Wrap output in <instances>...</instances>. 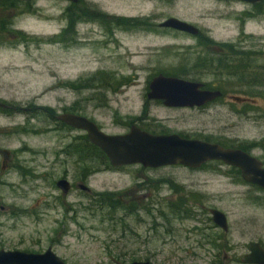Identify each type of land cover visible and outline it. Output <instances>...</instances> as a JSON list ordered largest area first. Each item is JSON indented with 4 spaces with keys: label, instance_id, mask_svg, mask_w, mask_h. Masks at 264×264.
<instances>
[{
    "label": "rangeland",
    "instance_id": "rangeland-1",
    "mask_svg": "<svg viewBox=\"0 0 264 264\" xmlns=\"http://www.w3.org/2000/svg\"><path fill=\"white\" fill-rule=\"evenodd\" d=\"M27 1L28 9L21 3L6 14L7 18L16 14L12 28L24 39L0 35V103L8 113L19 111L0 117V249L34 253L50 247L65 264H240L249 242L264 249V191L245 184L226 166L210 162L198 170L138 165L103 170L95 156L88 164L65 152L83 134L59 127L47 115L69 112L94 121L106 134L124 133L125 125L138 118L143 77L126 86L111 83L106 89L80 78L97 69L125 74L127 65L177 63L178 45L192 40L165 30V35L156 34L164 17L205 28L214 41L227 42L238 31L224 20L227 8L207 0H177L162 7H154V0H85V8L83 3L70 7L73 14L98 10L111 17L100 23L114 33L98 35V24L77 21L72 33L62 36L67 2L22 0ZM220 15L222 26L216 27ZM137 18H145L138 20L144 26L132 30ZM249 27L252 43L264 48V23ZM219 86L225 92L227 85ZM103 96L118 98L119 111L97 108ZM220 111L158 108L142 117V126L154 133L223 143L232 120ZM248 114L250 119L234 131L261 141L263 148L252 155L264 163V115L254 123L258 114ZM86 169L93 173L81 179ZM63 176L71 185L65 197L55 188ZM82 180L93 195L111 193L139 209L125 214L99 207L92 195L76 189ZM179 199L189 210L188 218L167 208ZM211 208L225 215L226 234L211 224L207 213Z\"/></svg>",
    "mask_w": 264,
    "mask_h": 264
},
{
    "label": "flooded vegetation",
    "instance_id": "flooded-vegetation-1",
    "mask_svg": "<svg viewBox=\"0 0 264 264\" xmlns=\"http://www.w3.org/2000/svg\"><path fill=\"white\" fill-rule=\"evenodd\" d=\"M154 1H155L153 5L154 7L155 4L162 7V6H169L170 4L174 3L177 0H154ZM197 1L200 2L199 0ZM211 1H213V3L220 4L221 6L223 7L225 6L227 8V11L225 13L227 17H225L224 20L228 25H232L230 26L232 29H233V25L236 26L238 30L236 37L229 38L227 42L226 41L216 42L211 37H209L207 33H205V28L198 27L194 24L188 23L186 21L180 20L175 17H164V20L158 24V27L162 28L163 30L160 29L161 32L156 34L165 35L166 34L165 31H167L176 35H181L183 37L192 40V42L190 43L178 45V50L181 51V54L177 55L178 57L177 63L162 67H150L148 65L137 67L133 65H127V71L125 74H123V72L118 71L117 69H109V70L97 69L86 73L84 77L80 79H85L87 81H92L94 83L108 82V83H117L126 86L129 84L140 82L139 81L140 77L141 76L143 77L142 83L144 84V87L140 94L138 118L134 119L133 121H129L128 124L125 125L126 131L124 133L128 132L131 126H135L139 130L147 132L152 135H167L166 133H154L142 126V120H143L142 117L148 115L150 110L153 109L160 108L164 110H187V111L195 110L196 112L201 114L203 113L220 114L221 113L220 109H223L225 111V114H227L228 119L232 120V123L229 125V127H227V130H231L229 133V138L225 139L223 143L209 142V140H204V139L202 141L217 144L224 149H234L246 153L251 157L257 159L264 168V163L261 160H259V158L254 157L252 155V152L255 149L263 148V144L261 143V141L260 140L256 141L254 139H245L244 136L239 135L234 131V129H237L238 131L241 129V127L243 126L242 121H246L247 119H250L249 118L250 116L248 114L249 112H251L252 115L258 114V117L252 116L254 123H258L257 119H259L261 116L264 115V48H261V46L252 43L251 39L253 38V32L249 27L250 25L257 26L259 23L261 24L264 23V19H262V17H264V0H253L252 2H249L247 0H207V2H211ZM77 3L78 4L83 3L84 8L86 6L85 0H79ZM77 3L67 2V4L69 5V11L65 14L66 20L68 21L75 20V23L77 21H81L89 25L90 24L93 25L96 23L99 25L101 29L98 35L101 33L100 35L103 36H111L114 33L111 28L105 27L100 23V20L109 19L111 17L106 18L103 15V13H100L98 10H94L91 12L81 11L80 14H73V11H71L72 9H70V7L72 8L75 7ZM221 17L222 15H220L218 18L216 17L215 20L218 21L216 27H218V25L222 26V24L219 22L220 20L223 21V17L222 18ZM139 18L134 19L136 20L137 25H133V24L130 25V27H132V30H137L141 28V26H144L142 25L143 22L138 20H144L145 18L144 19H139ZM169 18H174L181 22L191 25L192 27H194L196 31L195 34L179 31L168 27H162L161 24ZM97 45L103 46V44H97ZM158 76L176 78L184 82L200 84L202 86L198 90L219 91L220 96L218 98L212 99L209 102H205L203 105L199 107H192V108L168 107L163 104V101L151 99L148 98L147 96L148 85L151 83V81L154 78ZM221 84L227 85L225 92H223L222 88L219 86ZM112 95L114 96L117 95L119 97L117 92H114ZM117 99L114 100L112 98L103 96L102 98L98 99L97 108H101L105 111H114V110L119 111V108L115 107L118 106ZM8 109L9 108H7L5 105L0 103V117L14 116L19 113L18 110H12L14 111V113H8L7 112ZM55 116H52V120L54 121L55 124L59 125V127L64 128L66 130H73L65 126L64 124L56 121ZM96 126L100 131H102L97 124ZM17 127L18 124L13 126L14 129ZM171 134H175V133H171ZM179 136L182 137L181 135ZM216 163H219V165L221 164L220 162H216ZM227 168L234 169L232 167H227ZM109 169L116 170L119 168H112L109 166ZM144 169H148V168H144ZM198 169H194V170H198ZM232 173H234L236 176L240 178L238 170ZM60 179H64L67 181L66 176H63ZM79 184L85 186L84 180L78 181L75 184L76 189L84 193V195H86L87 197L91 195L93 196L92 192L88 188H87L88 192L79 190L77 188ZM68 185L70 191L71 185L69 183ZM251 186L254 187V185ZM209 210L210 209L207 210V213ZM209 219L211 224L215 228L219 229L212 222L210 215H209ZM222 233L226 234L227 232L225 233L222 232ZM213 243L214 242H212V244ZM250 243L252 242H249L247 244L246 252L240 258V264H243L242 258L245 254H247ZM257 244L264 251L262 246L259 243ZM47 250H49L54 256H56L52 252L50 247H47L46 249L39 252H34V253L23 252V253L43 255Z\"/></svg>",
    "mask_w": 264,
    "mask_h": 264
},
{
    "label": "water",
    "instance_id": "water-1",
    "mask_svg": "<svg viewBox=\"0 0 264 264\" xmlns=\"http://www.w3.org/2000/svg\"><path fill=\"white\" fill-rule=\"evenodd\" d=\"M77 3L79 0H62ZM252 2L253 0H247ZM162 27L195 34V29L189 24L174 18L165 20ZM202 85L184 82L170 77L158 76L148 85V98L161 100L172 108L199 107L205 102L220 96L219 91H200ZM55 120L65 126L82 132L88 143L97 148L112 168L138 165L142 168L156 169L179 166L187 169H198L209 162H220L226 167L238 170L243 182L254 185L264 191V168L261 163L239 150L224 149L213 143L198 139H187L177 134L152 135L131 126L124 134H105L89 119L70 113H61ZM61 196L69 191L68 182L59 179L55 183ZM77 188L88 192L87 187L79 184ZM212 222L222 231L227 232L226 217L216 209L208 211ZM243 264H264V251L252 242L248 252L242 258ZM0 264H65L49 250L43 255L29 254L17 251L0 250ZM131 264H150L132 262Z\"/></svg>",
    "mask_w": 264,
    "mask_h": 264
},
{
    "label": "trees",
    "instance_id": "trees-1",
    "mask_svg": "<svg viewBox=\"0 0 264 264\" xmlns=\"http://www.w3.org/2000/svg\"><path fill=\"white\" fill-rule=\"evenodd\" d=\"M21 3H23L24 5L26 4V9H28V6H29L28 1L26 3L22 2V0H3V1H0V35L4 34V32H5L8 34H13L15 36H19L20 40L24 39V36L20 32L13 30V28H12L11 20L16 14H10V16L8 18L6 16L8 11L15 9V7H17V4H21ZM3 15L6 16V18H7L6 20L4 19ZM74 23H75V20H70L66 23L65 29H63V31H62V33H63L62 36H64V35L66 36L67 34L69 35L70 33H72ZM85 83H87V82H85ZM99 84L100 85L104 84L105 85L104 89H106L107 88L106 86H109L111 83L104 82V83H99ZM112 84H114V83H112ZM63 86L72 87V85H70V84L67 85L65 83L63 84ZM47 115L49 118H52V115L50 112ZM64 150H65V152H71L72 156L75 155L78 161L88 163V164L91 163V159L89 157H93L94 159L97 158L98 166H103V168H104L103 170L109 169V165H108L104 155L102 154V152H100L94 146L90 145L84 134L81 137L73 140L72 144L66 146V148ZM230 171L236 172L235 169H230ZM92 173H93V171L91 169H86V171H84L82 173L81 179H85L86 177H88ZM178 190H179V188L175 187V192ZM93 197H94V199L98 200L97 202L99 203V207H101V205H103L102 208H104L105 210L112 211V212L121 211L125 214H132L133 212H135L136 210L139 209L135 205H133V203L125 204L124 201L119 200L117 195H114L111 193L95 194V195H93ZM182 203H183V201L179 199V200H177V202H175L173 204H168L167 208L169 209V211L171 213H174V214L176 213L180 216H181V214H183L182 216L184 218H188L189 210L187 208H185ZM204 238L208 244H210V245L212 244L213 239L209 240L208 238L206 239V237H204Z\"/></svg>",
    "mask_w": 264,
    "mask_h": 264
},
{
    "label": "bare ground",
    "instance_id": "bare-ground-1",
    "mask_svg": "<svg viewBox=\"0 0 264 264\" xmlns=\"http://www.w3.org/2000/svg\"><path fill=\"white\" fill-rule=\"evenodd\" d=\"M145 2V1H144ZM146 3V2H145Z\"/></svg>",
    "mask_w": 264,
    "mask_h": 264
}]
</instances>
